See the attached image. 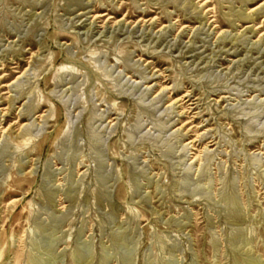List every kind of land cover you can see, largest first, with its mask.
<instances>
[{"label": "rangeland", "instance_id": "obj_1", "mask_svg": "<svg viewBox=\"0 0 264 264\" xmlns=\"http://www.w3.org/2000/svg\"><path fill=\"white\" fill-rule=\"evenodd\" d=\"M0 264H264V0H0Z\"/></svg>", "mask_w": 264, "mask_h": 264}]
</instances>
